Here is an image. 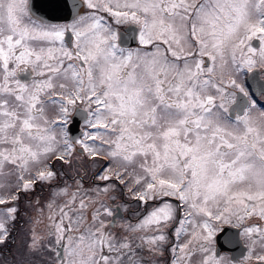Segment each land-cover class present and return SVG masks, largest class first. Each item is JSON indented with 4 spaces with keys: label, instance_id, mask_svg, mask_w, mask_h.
<instances>
[{
    "label": "snow or ice",
    "instance_id": "snow-or-ice-1",
    "mask_svg": "<svg viewBox=\"0 0 264 264\" xmlns=\"http://www.w3.org/2000/svg\"><path fill=\"white\" fill-rule=\"evenodd\" d=\"M82 5L85 14L61 24L32 0H0V177H16L0 195V245L21 195L48 183V232L29 229L21 264H151L145 253L165 248L171 264L197 254L199 264H236L216 250L220 225L241 229L244 264H264V104L255 99L264 85L250 93L242 79L264 69V0ZM77 116L84 128L73 137ZM52 161L98 165L93 187L79 173L59 186ZM121 186L136 203L134 223L101 199ZM169 227L188 239L169 243Z\"/></svg>",
    "mask_w": 264,
    "mask_h": 264
},
{
    "label": "rangeland",
    "instance_id": "rangeland-1",
    "mask_svg": "<svg viewBox=\"0 0 264 264\" xmlns=\"http://www.w3.org/2000/svg\"><path fill=\"white\" fill-rule=\"evenodd\" d=\"M185 47L187 48V46ZM204 59L205 62L207 63V57H205ZM257 69L263 70L262 68L259 67ZM28 71L29 72L25 71L23 73L26 76L29 74L32 75L31 71L30 70ZM248 74L249 73L247 72L244 73L242 75V79H244V76L247 79ZM227 75H228L227 71H225L222 74L220 70L217 69L216 78L218 80L221 78L226 80ZM262 75L264 77V73H262ZM47 114L49 117L54 116L55 113L52 106H49ZM253 115L256 118H260V115L257 113V111H254ZM75 149L77 152H79L80 146L75 145ZM51 163L53 164V167L59 173H61V175H59L57 178V183L59 184V186H63L65 181L71 184L72 180L70 178L77 176V173H79L80 176L84 178L85 187L86 188L93 187V181L91 177L95 174L98 165H91L84 163L83 166H81L82 162L77 161L72 168H69L67 166L61 167V165L56 161H52ZM104 163H106V161H101V164ZM7 171L8 169H5V172ZM85 171L87 173L86 175H85ZM15 179H16L15 175H5L3 177H0V183L4 184V187L0 188V195L10 194V191L14 190V188L10 189L9 186L15 183ZM55 186L56 185L50 187L48 183H37L33 191L21 195V198L19 199L17 204L18 213H17L16 221L11 229L12 232L11 237L4 245H0V264H21L22 260H24V256H23L24 241L26 239L27 233L29 232V229L35 227V230L41 235L47 234L48 223H49L47 219L48 210L44 208V205L52 198V188ZM110 196H114L116 198L112 200L109 199ZM101 199L105 201L107 204H109L115 210L114 214L118 212V207H119L121 212L123 213V216L125 211L124 205L125 203H127L128 205V201L131 200L128 197L127 190L123 189L122 186L121 188H118L116 191L111 192L108 195L101 196ZM37 200L40 201L39 204H36ZM57 202L59 203L62 201L58 200ZM116 205H120V206H116ZM40 208H44L43 215H41L39 212ZM91 211L92 209L90 208L88 211L89 219L91 217ZM108 219L111 218L105 217L106 221ZM123 220H128V218L125 217ZM123 220L118 219V223H123ZM48 264H52L51 259H49Z\"/></svg>",
    "mask_w": 264,
    "mask_h": 264
},
{
    "label": "flooded vegetation",
    "instance_id": "flooded-vegetation-1",
    "mask_svg": "<svg viewBox=\"0 0 264 264\" xmlns=\"http://www.w3.org/2000/svg\"><path fill=\"white\" fill-rule=\"evenodd\" d=\"M67 2V7H63L61 6L59 9L57 10H53L50 6H49V0H32V3L34 5V8L40 13V14H45L48 15L50 17H53V22L55 23H71L74 16L76 15V13L78 12L80 15L85 14L86 11H88L83 5H82V0H75V2L77 3H81V7L80 8H74L72 7V4L74 2V0H66ZM126 28H128V25H121L119 26V30L121 32H123ZM70 38L66 37V42H68ZM127 46L132 47V48H136V47H142L139 46L137 42H132V41H128L127 42ZM208 63V60H207ZM29 72V71H27ZM262 73H264V69L260 70V75L261 77L264 79ZM19 77L21 78L22 81H26V80H30L32 78V75H25L23 72L19 73ZM244 83L245 86H249L247 79L244 76ZM250 93H255L252 88L249 89ZM255 99L257 100V109H259V105L260 104H264V96H260L259 94L255 95ZM257 113L260 115V111L256 110ZM81 128L83 130L84 125L83 123L81 124ZM127 202V201H126ZM116 206H120V205H116ZM128 210H126V212L124 211V216L123 219L125 217L128 218V220H130V222H136L135 220L137 219L136 217V212H137V208H136V203L133 200H129L128 201ZM122 208V207H121ZM253 221H248V223H252ZM264 223V222H262ZM220 227L222 228H232L233 232H236L238 235V238L240 239V242L242 243V246H244L246 248V241L243 238V236L241 235V229L240 228H236L233 227L232 225H220ZM167 232L169 233V243H183L184 240H187L188 237L184 236L181 240H176L175 236H174V227H169L167 229ZM221 233L218 232L217 236H219ZM216 250L222 255V256H226L229 259H232V254L230 252V250H228L225 246H218V242L216 244ZM247 255V248L245 250V254L240 256L239 258H237L236 264H244V257ZM145 258L149 259L151 261V264H171L172 261V254L170 253V251L165 248L163 255L160 256H156V257H148L147 253H145ZM201 259V255L197 254L195 255L193 258L191 257V264H199V261Z\"/></svg>",
    "mask_w": 264,
    "mask_h": 264
},
{
    "label": "water",
    "instance_id": "water-1",
    "mask_svg": "<svg viewBox=\"0 0 264 264\" xmlns=\"http://www.w3.org/2000/svg\"><path fill=\"white\" fill-rule=\"evenodd\" d=\"M254 46H258V41H253L252 42ZM248 82L249 85H251L252 90L254 92H256V89L261 86L264 85V79L261 78L260 76V70L259 69H254V71L252 73H249L248 75ZM258 94V93H257ZM77 123L73 126V130L71 135L73 137L79 136L80 133L82 132V129L80 128L82 120L80 117H75ZM118 214V217L123 216V213L121 212L120 208L118 207V212L116 213ZM227 229L226 232L221 233L218 236V246H225L228 250H230L231 254H232V259L234 258L235 260L237 258H239L240 256L245 254V250L246 248L244 246H242V243L240 242V239L238 238V235L236 232H233L232 228H225ZM227 237L232 238V240L234 241L233 244L231 245H226L225 244V239Z\"/></svg>",
    "mask_w": 264,
    "mask_h": 264
}]
</instances>
